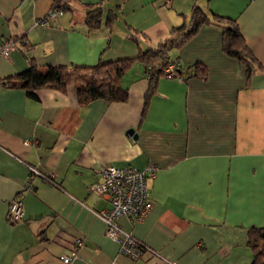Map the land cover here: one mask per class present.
<instances>
[{
	"label": "crops",
	"instance_id": "0c3cea01",
	"mask_svg": "<svg viewBox=\"0 0 264 264\" xmlns=\"http://www.w3.org/2000/svg\"><path fill=\"white\" fill-rule=\"evenodd\" d=\"M56 1L0 0V46L13 40L1 78L31 63L71 68L135 57L187 28L195 8L208 23L170 56L183 67L199 62L207 75L159 78L146 106L139 62L120 79L126 102L81 104L72 85L33 95L0 88V264H63L77 238L71 264H251L248 233L264 227V0H67L69 10L34 25ZM91 4L101 8L97 29L85 21ZM226 19L260 64L248 79L245 64L222 51ZM150 164L149 213L118 221L157 252L135 260L105 235L99 212L109 204L90 186L106 166ZM31 169L52 183L31 178ZM13 200L24 218L12 224Z\"/></svg>",
	"mask_w": 264,
	"mask_h": 264
},
{
	"label": "trees",
	"instance_id": "16d2710c",
	"mask_svg": "<svg viewBox=\"0 0 264 264\" xmlns=\"http://www.w3.org/2000/svg\"><path fill=\"white\" fill-rule=\"evenodd\" d=\"M86 7V24L92 29L99 28L100 4H91ZM54 8L59 13L69 10L67 0H57L50 10ZM216 17L223 20V18ZM206 23H208L206 16L198 8H195L187 28L184 26L174 28V38L159 43L156 48L140 51L135 57L98 62L94 66H72L71 68L62 65L38 67L31 63L20 73L5 78L0 77V88L23 89L27 94L33 95L37 89L49 88L65 91L68 86L72 85L81 104L97 99L108 103L126 102L129 92L127 88L120 85V79L133 63L139 62L143 64L149 80L148 90L145 94L146 106L150 97L155 93L157 81L164 77V69L175 60L171 59L170 52L193 36L199 27ZM221 25L222 51L227 56L243 62L245 75L247 79L250 78L257 69L255 66L260 67L259 62L247 47L234 21L226 19ZM176 75L183 76L184 80L191 76L205 78L207 68L197 62L186 67L181 66L176 70ZM247 244L253 250L251 264H264V227L250 229Z\"/></svg>",
	"mask_w": 264,
	"mask_h": 264
},
{
	"label": "built area",
	"instance_id": "2783aa9c",
	"mask_svg": "<svg viewBox=\"0 0 264 264\" xmlns=\"http://www.w3.org/2000/svg\"><path fill=\"white\" fill-rule=\"evenodd\" d=\"M59 14L57 9L50 10L46 17L34 20V25H44L48 20L55 19ZM13 40L0 46V57H7L12 48ZM179 60L170 62L164 69V77L173 80H183V76H177L176 70L181 68ZM31 178L41 176L51 182L50 176L40 174L31 169ZM157 167L148 165L143 170L131 166L115 167L106 166L99 173V180L90 186V190L96 195L106 199L109 208L99 212V217L104 224L105 235L113 240L119 247V252L132 259H140L143 256L157 255V252L136 239L132 234L122 230L119 219L125 217L133 222H141L151 209L147 182L156 175ZM24 218L22 203L13 200L9 203L7 221L16 223ZM81 245L79 238L75 239V245L69 255H63L60 260L63 264H71L76 258V248Z\"/></svg>",
	"mask_w": 264,
	"mask_h": 264
},
{
	"label": "water",
	"instance_id": "95a60500",
	"mask_svg": "<svg viewBox=\"0 0 264 264\" xmlns=\"http://www.w3.org/2000/svg\"><path fill=\"white\" fill-rule=\"evenodd\" d=\"M128 134L131 135L132 138H135L136 137L135 134H134V132H133V130H129L128 131Z\"/></svg>",
	"mask_w": 264,
	"mask_h": 264
}]
</instances>
